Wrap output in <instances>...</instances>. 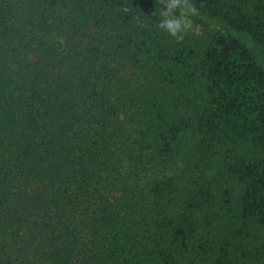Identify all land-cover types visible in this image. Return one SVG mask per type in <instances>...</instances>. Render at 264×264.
Returning a JSON list of instances; mask_svg holds the SVG:
<instances>
[{
  "label": "trees",
  "instance_id": "16d2710c",
  "mask_svg": "<svg viewBox=\"0 0 264 264\" xmlns=\"http://www.w3.org/2000/svg\"><path fill=\"white\" fill-rule=\"evenodd\" d=\"M0 0V264H264V0Z\"/></svg>",
  "mask_w": 264,
  "mask_h": 264
},
{
  "label": "clouds",
  "instance_id": "9594fccd",
  "mask_svg": "<svg viewBox=\"0 0 264 264\" xmlns=\"http://www.w3.org/2000/svg\"><path fill=\"white\" fill-rule=\"evenodd\" d=\"M158 3L163 6L156 11L160 17L158 27L177 41L183 40L193 27L190 17L200 15L198 8L192 0H158Z\"/></svg>",
  "mask_w": 264,
  "mask_h": 264
},
{
  "label": "rangeland",
  "instance_id": "374dc122",
  "mask_svg": "<svg viewBox=\"0 0 264 264\" xmlns=\"http://www.w3.org/2000/svg\"><path fill=\"white\" fill-rule=\"evenodd\" d=\"M188 31H191V32H193L195 34H198L200 32L196 27H192V29H190Z\"/></svg>",
  "mask_w": 264,
  "mask_h": 264
}]
</instances>
